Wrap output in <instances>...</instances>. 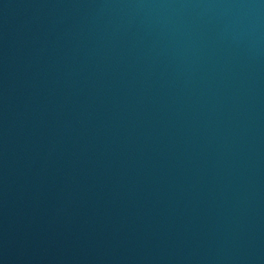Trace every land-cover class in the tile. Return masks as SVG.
Here are the masks:
<instances>
[{
	"label": "water",
	"instance_id": "1",
	"mask_svg": "<svg viewBox=\"0 0 264 264\" xmlns=\"http://www.w3.org/2000/svg\"><path fill=\"white\" fill-rule=\"evenodd\" d=\"M0 264H264V0H0Z\"/></svg>",
	"mask_w": 264,
	"mask_h": 264
}]
</instances>
